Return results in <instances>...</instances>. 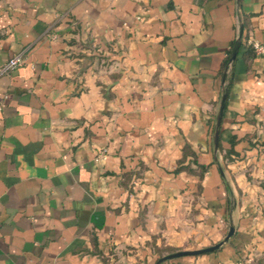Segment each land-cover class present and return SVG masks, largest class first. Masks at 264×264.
Segmentation results:
<instances>
[{
	"label": "crops",
	"instance_id": "0c3cea01",
	"mask_svg": "<svg viewBox=\"0 0 264 264\" xmlns=\"http://www.w3.org/2000/svg\"><path fill=\"white\" fill-rule=\"evenodd\" d=\"M253 41L264 0H0V264H154L233 202L162 264H264Z\"/></svg>",
	"mask_w": 264,
	"mask_h": 264
},
{
	"label": "water",
	"instance_id": "95a60500",
	"mask_svg": "<svg viewBox=\"0 0 264 264\" xmlns=\"http://www.w3.org/2000/svg\"><path fill=\"white\" fill-rule=\"evenodd\" d=\"M242 35H243V26L240 23L239 28H238L237 37L234 41V44H233V47L231 49L227 64H226L225 69L223 71L222 84L225 83L227 70H228L230 64H232V62L235 60V58L237 56V53H238L240 45H241ZM225 99H226V90H225V88H223L221 96H220V101H219L217 113L215 116L213 132H212V143H213V150H214L215 154L217 153L218 148H219V130H220V124H221L223 109H224V105H225ZM234 206H235V204L233 202L232 205L230 206V216H229V221H228L227 232H226L225 236L219 242H217L211 246L204 247V248L190 249V250H179V251H174V252L164 254V255L160 256L159 258H157V260L154 262V264H162V263L169 261L171 259H174V258H179V257H183V256H196V255L210 253V252H214V251L218 250L224 243L228 242L230 237H232V235L235 232V225H234L233 216H232V211L234 209Z\"/></svg>",
	"mask_w": 264,
	"mask_h": 264
},
{
	"label": "built area",
	"instance_id": "2783aa9c",
	"mask_svg": "<svg viewBox=\"0 0 264 264\" xmlns=\"http://www.w3.org/2000/svg\"><path fill=\"white\" fill-rule=\"evenodd\" d=\"M250 47L253 51V53H255V55L258 56H264V44H260L258 42H251ZM22 53L21 54H17L15 56H13L12 58H10L2 67L1 72H8L11 71L13 69H15L16 67H18L19 65H21L23 63V57H22Z\"/></svg>",
	"mask_w": 264,
	"mask_h": 264
},
{
	"label": "trees",
	"instance_id": "16d2710c",
	"mask_svg": "<svg viewBox=\"0 0 264 264\" xmlns=\"http://www.w3.org/2000/svg\"><path fill=\"white\" fill-rule=\"evenodd\" d=\"M250 50L252 51L251 48H250ZM252 52H253V51H252ZM228 57H229V55H228ZM228 57L224 60V64H223L224 67H225V65H226V63H227ZM160 256H161V255H160ZM160 256H159V257H160ZM159 257H158V258H159ZM156 260H157V259H156ZM156 260H155V261H156Z\"/></svg>",
	"mask_w": 264,
	"mask_h": 264
}]
</instances>
